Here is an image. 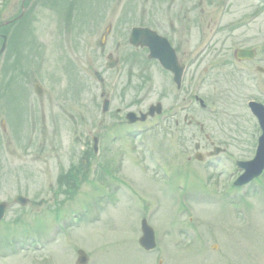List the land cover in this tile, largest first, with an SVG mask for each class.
I'll return each mask as SVG.
<instances>
[{
	"label": "rangeland",
	"instance_id": "obj_1",
	"mask_svg": "<svg viewBox=\"0 0 264 264\" xmlns=\"http://www.w3.org/2000/svg\"><path fill=\"white\" fill-rule=\"evenodd\" d=\"M261 8L252 45L264 38L260 0H0V264H76L78 250L87 264H264V173L232 186L235 162L254 156L260 131L247 103L264 105V72L252 81L233 74L221 63L227 36L213 37L220 10L223 25ZM133 27L181 50L210 44L186 69L182 94L129 45ZM108 54L119 59L110 69ZM182 97L189 125L181 119L178 131L168 120L163 133L150 118L124 119L157 102L169 115ZM212 147L226 154L209 157ZM142 218L155 231L149 253L137 244Z\"/></svg>",
	"mask_w": 264,
	"mask_h": 264
},
{
	"label": "flooded vegetation",
	"instance_id": "obj_2",
	"mask_svg": "<svg viewBox=\"0 0 264 264\" xmlns=\"http://www.w3.org/2000/svg\"><path fill=\"white\" fill-rule=\"evenodd\" d=\"M227 6V5H226ZM260 7L264 8V0H260ZM261 10L254 11V12H246V14L238 15L237 13H233V17L230 18V20L226 23L221 25L222 23V16H220V13L217 15L219 16L217 18V21L214 23V33L213 37H216L219 32L225 33V35L228 38L229 46H228V60L224 59V57L221 56L222 60L221 63L224 66H230L232 69V73L236 74L238 77L242 78L245 81H252V77H257L258 75H261L264 72V69L261 67L264 65V38L254 45L251 44L252 39L250 37L249 33V26L251 25V22L258 17V15L261 14ZM252 14V15H251ZM10 22V21H9ZM3 35H0L2 37ZM201 37V36H200ZM171 47L174 50V54L177 58V62L180 66H183L185 69L188 67H196L200 64L201 61H203L204 55L207 50H209L210 44H204L203 40L198 43V46L193 51L188 50H181L177 45L172 43V41L167 37ZM218 43V42H217ZM222 45L221 43H218ZM181 55V59L179 57ZM118 63L119 60L117 59ZM151 62H154L156 65L159 66L158 62L156 60H150ZM253 64V66H251ZM160 67V66H159ZM168 73V72H166ZM171 77L170 73H168ZM182 84L179 89H176V93H183L182 90ZM42 95V93H41ZM198 94H191V98L193 100ZM103 96V95H102ZM183 102L181 103V106L176 109L173 108V112L169 109V115H163L161 113L159 116H154L150 118L152 120L153 128H159L160 130L168 131L167 128H165L166 121H171L174 130L178 131L179 127L181 125V119L184 124L188 125V116H187V106H186V97H182ZM104 101L108 103V110L105 113L107 115L110 111L111 103L113 101V94L106 93L104 94ZM184 113V114H183ZM126 114V113H125ZM181 114L183 116L180 118ZM122 115L121 109L117 108L114 110V113L112 114V118H119ZM125 116V115H124ZM168 124V123H167ZM135 124H132L130 126H133ZM152 128V130H153ZM182 128V127H181ZM102 139V138H101Z\"/></svg>",
	"mask_w": 264,
	"mask_h": 264
},
{
	"label": "water",
	"instance_id": "obj_3",
	"mask_svg": "<svg viewBox=\"0 0 264 264\" xmlns=\"http://www.w3.org/2000/svg\"><path fill=\"white\" fill-rule=\"evenodd\" d=\"M129 43L134 47H147L149 49L150 57L156 58L160 61L163 68L174 72L176 82H179L181 76V69L177 67L174 53L172 49L169 47L166 39L159 37L155 32H151L146 28H134L131 31ZM5 48V39L4 43L1 47L0 53L3 52ZM249 108L253 115L257 118L262 135L258 140V147L255 154V157L249 162H237L236 165L239 169L243 170V174L240 175L237 180L234 182L235 186H242L254 178L258 177L262 171L264 170V108L256 103H250ZM156 110L159 112V107L150 108L149 115L153 114V111ZM147 115H141L140 117H136L134 114L130 113L126 116L129 122H134L136 120L143 121L145 120ZM95 150V143H94ZM14 202L25 206L26 200L21 196H17L14 199ZM5 204L0 203V220L2 219L5 211ZM141 233L142 236L139 239V245L145 250H151L155 247L154 234L152 229L147 226L146 221L143 220L141 222ZM78 255V264H84L86 262L85 254L82 251L77 252Z\"/></svg>",
	"mask_w": 264,
	"mask_h": 264
}]
</instances>
